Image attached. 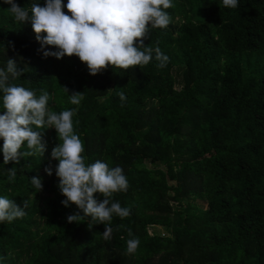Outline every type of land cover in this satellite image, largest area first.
I'll return each instance as SVG.
<instances>
[{
	"label": "trees",
	"instance_id": "trees-1",
	"mask_svg": "<svg viewBox=\"0 0 264 264\" xmlns=\"http://www.w3.org/2000/svg\"><path fill=\"white\" fill-rule=\"evenodd\" d=\"M15 2L29 10L45 4ZM172 4L165 10L169 25L149 24L144 38L145 46H158L169 57L165 67H157L153 53L147 65H109L91 75L75 55L45 57L56 47L42 48L31 21L17 22L0 0V62L12 57L23 69L8 83L37 97L47 91L50 111L75 109L74 131L84 143L86 164L100 160L123 169L129 187L111 200L130 209L126 218L113 216L114 231L105 240L103 223L61 203L66 197L55 175L58 161L51 158L59 143L55 128L42 130V156H21L18 164H4L0 138V196L27 204L23 218L0 222V264H152L162 255L170 264H264V0H238L236 8L222 0ZM177 66L186 78L181 90ZM74 91L83 92L79 105L70 102ZM20 151H28L26 142ZM13 167L17 175L9 181ZM33 176L41 178L42 190L31 184ZM75 212L82 221L67 222ZM161 227L168 237L158 232ZM133 238L140 244L128 253Z\"/></svg>",
	"mask_w": 264,
	"mask_h": 264
},
{
	"label": "clouds",
	"instance_id": "clouds-1",
	"mask_svg": "<svg viewBox=\"0 0 264 264\" xmlns=\"http://www.w3.org/2000/svg\"><path fill=\"white\" fill-rule=\"evenodd\" d=\"M4 3L10 5L9 11L17 22L31 21L42 48L44 45L56 47V51H44L45 57L51 55L61 59L65 55H75L86 63L91 75L102 72L109 65L124 70L147 65L153 59V53L159 68L165 67L169 60L158 46H145L144 38L149 32V24L151 28L169 25L171 17L165 10L173 7L172 0H68L66 5L62 0H45L44 6L35 3L30 10L19 6L15 0H4ZM222 3L228 8L238 7V0H222ZM64 7L70 16L62 10ZM41 33L46 35L41 36ZM22 72L13 59H8L6 70L0 68V91L5 109L0 114L4 164L9 161L18 164L21 156L35 153L42 156L46 150L42 130L55 128L59 143L53 147L51 158L58 161L55 175L59 178L58 188L66 197L61 203L65 207L75 204L84 216L103 223V238L111 239L113 216L123 219L130 215L129 208L111 200L114 193L127 191L129 187L123 169L120 166L110 168L100 160L86 164L82 155L84 143L74 131L75 109L59 113L50 111L47 91L37 97L34 90L8 83L9 75L16 78ZM119 96L122 102L126 100L123 92ZM83 99V92L74 91L70 95L74 105H79ZM25 142L28 151L21 152ZM52 171L51 167L45 168L48 175H52ZM16 175L15 167L8 169L9 181H14ZM31 184L38 191L43 188L38 176L31 178ZM95 193L102 194L104 199L98 201ZM26 206V202L21 207L12 199L0 196V222L23 218ZM82 218L75 212L66 219L69 223H79ZM129 235H132L131 230ZM139 244L138 238L128 240V253H134Z\"/></svg>",
	"mask_w": 264,
	"mask_h": 264
},
{
	"label": "rangeland",
	"instance_id": "rangeland-1",
	"mask_svg": "<svg viewBox=\"0 0 264 264\" xmlns=\"http://www.w3.org/2000/svg\"><path fill=\"white\" fill-rule=\"evenodd\" d=\"M10 57V55L7 56V59ZM10 59H13L14 58H10ZM4 65H7L6 63L2 64L0 62V68H3ZM173 74H174V77H175V80H176V89L177 90H181L183 88V86L185 85V73H184V70L183 68H181L180 66H177L173 69ZM158 164H162L161 162H159ZM161 167H164V164L160 165ZM170 184H177L176 181H172L170 180ZM193 202V200L191 201ZM197 205H199L200 207H206L205 204L201 201H197L196 202ZM171 206L175 209L176 207L174 206V203L171 202ZM154 231V229H152V232ZM158 232L161 233V235L163 237H168L167 235L170 233L168 231V229L166 227H161V228H158ZM170 258L166 257L165 255H162L160 257H156L153 261H152V264H170Z\"/></svg>",
	"mask_w": 264,
	"mask_h": 264
}]
</instances>
